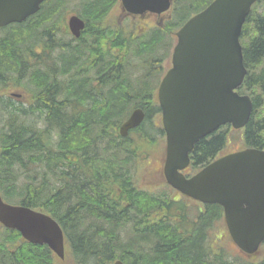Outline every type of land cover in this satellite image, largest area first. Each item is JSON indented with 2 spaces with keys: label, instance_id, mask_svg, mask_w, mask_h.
Here are the masks:
<instances>
[{
  "label": "trees",
  "instance_id": "1",
  "mask_svg": "<svg viewBox=\"0 0 264 264\" xmlns=\"http://www.w3.org/2000/svg\"><path fill=\"white\" fill-rule=\"evenodd\" d=\"M212 1L174 0L164 27L140 32L109 18L117 0H45L25 22L1 28L0 193L6 201L52 215L63 228L69 254L58 259L48 246L1 229L0 264L118 259L123 264H264L214 247L210 234L224 220L219 204L202 206L172 188V193L152 191L135 180L143 147L157 144L155 133L164 134L155 123L160 112L155 89L174 33ZM262 2L243 28L248 73L239 88L254 103L244 138L259 148H264ZM71 5L86 21L78 39L70 37L61 19ZM10 87L27 90L30 102L1 94ZM135 107L144 109L145 119L122 137L119 127ZM228 132L222 127L196 143L193 168L225 151Z\"/></svg>",
  "mask_w": 264,
  "mask_h": 264
},
{
  "label": "water",
  "instance_id": "2",
  "mask_svg": "<svg viewBox=\"0 0 264 264\" xmlns=\"http://www.w3.org/2000/svg\"><path fill=\"white\" fill-rule=\"evenodd\" d=\"M43 1L0 0V27L24 22L40 10ZM172 1L121 0L131 14L162 13ZM255 1L213 0L188 19L176 32L172 66L158 89L167 142V182L203 203L222 205L229 232L246 253H254L264 240V150L248 148L226 154L191 177L182 170L189 166L190 153L201 138L226 123L243 127L251 116L252 100L237 88L247 74L242 27ZM68 25L80 37L85 20L73 14ZM144 118L142 108L134 109L121 125V135L138 127ZM0 221L33 243H46L64 258L63 231L50 215L8 204L0 195Z\"/></svg>",
  "mask_w": 264,
  "mask_h": 264
},
{
  "label": "rangeland",
  "instance_id": "3",
  "mask_svg": "<svg viewBox=\"0 0 264 264\" xmlns=\"http://www.w3.org/2000/svg\"><path fill=\"white\" fill-rule=\"evenodd\" d=\"M76 5H71L70 8L64 13L61 17L65 22L67 21L65 18L68 19L69 15L72 13H76L75 11ZM121 8L119 6V3L117 4V7L110 13V18H112L114 21L120 19L121 21H116V25H122L123 27H126V25L132 26V22L120 18L121 16ZM64 17V18H63ZM147 25H153L155 22H146ZM143 22H137L133 24V27L144 28ZM127 27H130V26ZM1 32V31H0ZM57 36H60L57 34ZM170 65V61L166 63V66L168 67ZM25 89L23 88H17V87H10L9 90H3L1 93L4 96H8L7 94L11 91H14L15 93L21 94L20 97H12V99L17 100L18 102L27 103L30 102L31 94L28 92V94H25L23 91ZM27 91V90H26ZM261 114L264 117V106L261 109ZM155 123L162 127L161 123V114H157L155 118ZM157 144L153 146H145L143 147L145 150V154L142 156V162L139 164V166L136 168L135 171V180L136 183L142 187L146 188L148 190L152 191H167L169 193H172L173 191L170 189L171 187L167 184L164 174H163V164L165 160V150H166V137L165 134L158 135L157 133ZM230 141L227 143L228 146L226 150L231 151L235 146H244L243 142L241 141V131H230ZM138 142H141L138 139ZM225 150V151H226ZM194 201V200H193ZM211 242L214 244L215 248H222L224 249L228 254L231 256H236V258L241 261L246 262H260L264 260V247L260 253L257 254V257L254 259L250 258H244L242 255V252L238 250V247L236 245H233V242L231 241V238L226 230L225 222L222 221L221 223L217 224L213 231L210 234Z\"/></svg>",
  "mask_w": 264,
  "mask_h": 264
},
{
  "label": "flooded vegetation",
  "instance_id": "4",
  "mask_svg": "<svg viewBox=\"0 0 264 264\" xmlns=\"http://www.w3.org/2000/svg\"><path fill=\"white\" fill-rule=\"evenodd\" d=\"M121 17L120 18H126V17H129L130 21L132 22H137L138 21V18L141 20V19H144L146 22H155V26L158 24L159 26L161 27H164L165 26V21L169 18L170 15L168 14H156V13H146V14H143V15H129L126 11H124L122 8H121ZM185 173H187V171H184Z\"/></svg>",
  "mask_w": 264,
  "mask_h": 264
}]
</instances>
